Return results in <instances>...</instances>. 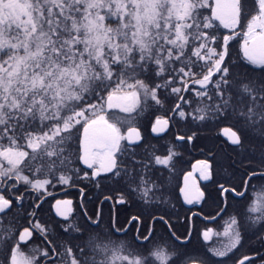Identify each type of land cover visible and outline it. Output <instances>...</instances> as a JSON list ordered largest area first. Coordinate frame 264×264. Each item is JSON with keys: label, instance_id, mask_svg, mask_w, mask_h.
<instances>
[{"label": "snow or ice", "instance_id": "obj_1", "mask_svg": "<svg viewBox=\"0 0 264 264\" xmlns=\"http://www.w3.org/2000/svg\"><path fill=\"white\" fill-rule=\"evenodd\" d=\"M232 41L240 45L235 59ZM165 90L182 102L174 109L182 119L229 123L221 134L241 149L249 139L264 145V0H0V264H215L248 228L264 230V184L247 195L264 180L255 168L239 186H218L221 196L248 202L223 231L202 233L218 238L206 251L174 232L180 243H153L143 213L124 223L110 215L105 224L102 212L70 220L71 201L56 202L63 232L72 233L64 241L34 212L25 224L6 219L24 192L39 199L54 181L98 184L107 174L145 206L164 203L163 180L146 173L149 163L133 149L141 136L131 114L163 105ZM167 125L157 118L152 130ZM172 155L150 159L168 167ZM200 163L202 178L212 179L211 164ZM148 217L168 224L164 215ZM37 237L41 245L25 253ZM245 261L254 264L247 256L238 264Z\"/></svg>", "mask_w": 264, "mask_h": 264}, {"label": "flooded vegetation", "instance_id": "obj_2", "mask_svg": "<svg viewBox=\"0 0 264 264\" xmlns=\"http://www.w3.org/2000/svg\"><path fill=\"white\" fill-rule=\"evenodd\" d=\"M224 31L227 32V30ZM231 43L233 45L232 52L236 54L240 45L235 41ZM183 95L187 96L189 100L196 99L194 93L185 92ZM177 103L182 102L176 99ZM174 109L175 107L172 112L155 116L151 120L144 118L145 116L139 112V114L135 113L131 125L137 128L141 136V141L133 145V149L137 152V159H144L146 163H149L150 167L145 170L146 173L150 171L153 173L154 179L161 178L167 189L164 203L145 206L135 195L130 194L124 182L118 183V178L111 177V174H107V178H97L98 184L96 181L77 179L76 182L80 186L66 187L48 194L42 198L41 202L52 199V210L55 201L71 200L73 214L70 219L78 212H81L83 216L84 213L92 215L102 212L105 224H107L110 215L118 216L120 222L124 223L130 217L143 213L144 219L148 220L154 232L158 230L166 231L169 234L173 232L175 234L185 233V235L179 236L181 241H184L185 237L191 241L196 235L195 242L199 241V243L204 242L205 244L202 248L201 246L196 248L206 251L218 238L213 236L212 239L205 241L202 233L206 229L223 231L229 216L242 212L243 206L248 202L239 197L221 196L218 186L220 184H224L226 187L239 186L245 179L246 170L253 168L258 171L264 170V165L261 163L264 158V145L258 139L246 141L244 149L231 145L222 137V128L219 130V137L213 142L207 145H195L194 139L189 141L187 135L178 134V125L184 128V133L188 131V119H182ZM157 118L168 120L165 130L156 132L152 130ZM156 127L159 128V126ZM123 131L126 132L127 128ZM181 136L185 139H179ZM170 151L173 155L168 167L154 164V160L150 159L154 156L166 157ZM201 161H208L211 164L212 179L204 180L202 178L206 170L202 169ZM186 176L189 177L187 182L185 181ZM261 184H264V180H254L247 195L253 196L254 190H259ZM181 189H186L193 203L186 202ZM197 189L204 193L202 199H196ZM126 195L127 197H125ZM121 196L124 197V204L118 203ZM236 200H241V203L237 204ZM221 208L224 209L223 212H221ZM149 212L154 216L164 215L168 224L153 223L148 217ZM209 217H214V219H209ZM126 226L131 227L130 225ZM189 233L191 235H188ZM172 238L175 240L174 236ZM181 241L176 242L180 243ZM31 244L26 248L32 249L36 246ZM246 256L252 258L254 264H264V259H262L264 258V230H259V226L248 228L243 234L241 243L227 256H217L212 259L215 264H238ZM245 264L248 262L245 261Z\"/></svg>", "mask_w": 264, "mask_h": 264}, {"label": "trees", "instance_id": "obj_3", "mask_svg": "<svg viewBox=\"0 0 264 264\" xmlns=\"http://www.w3.org/2000/svg\"><path fill=\"white\" fill-rule=\"evenodd\" d=\"M235 53L233 52V59H235ZM164 96L167 97V99L164 100L163 105H156L153 102H150L149 107H145L144 110L141 112L138 110V112L145 116L144 118H147L151 120L155 116L164 115L172 112L173 108L176 105V96L172 95L170 91L165 90ZM192 107H195L193 104ZM185 111H191L192 108H190L188 105H184ZM178 113V112H177ZM178 122H181L178 120ZM229 123H218L216 121H205V122H199V121H192L191 118H188V131L184 133V128L180 125L177 126L178 134L180 135H187L191 136L193 132L196 133L194 137V144L195 145H207L208 143L213 142L217 137H219V130L223 127H228ZM43 179V177H41ZM73 186H80L77 184L76 180L74 183L69 184H62L58 182H53L51 185L45 186V189H42L41 192H43V195L40 196L39 199H37V196H39V193L27 191L24 192V200L22 203H17L16 207L12 209L11 214L6 218L9 221L15 220L19 222V224H25L26 222V214L28 213H35V217H32L33 219L39 220L41 223L46 224L49 228V232L52 234L53 237L57 241H64L68 237L72 235V233H64L62 230L61 225L65 223V221L57 219L51 210V204L53 202L52 199H46L42 200V198L48 194L54 193L56 191H59L66 187H73ZM82 186V185H81ZM83 187V186H82ZM23 192V189H21ZM128 193L127 191L125 192ZM127 197V195L125 196ZM40 202V204H39ZM39 204L40 206L37 208L36 205ZM75 221L83 222L84 216L81 212H78L75 216ZM148 218V217H146ZM71 220V219H70ZM176 236H183L185 233H178L175 234ZM41 239L40 237H37L32 244L34 245H41ZM196 235L193 236L191 240V246L192 247H200L201 248L205 245L204 242L199 243V241H196ZM153 243L158 244H168L171 245L173 243H177L166 231H158L155 232V239L153 240ZM31 244V245H32ZM35 246V248H36ZM34 248V249H35ZM28 248H24V251L28 253L31 250Z\"/></svg>", "mask_w": 264, "mask_h": 264}, {"label": "water", "instance_id": "obj_4", "mask_svg": "<svg viewBox=\"0 0 264 264\" xmlns=\"http://www.w3.org/2000/svg\"><path fill=\"white\" fill-rule=\"evenodd\" d=\"M221 135H222V134H221ZM222 137L227 141V138H226L225 136L222 135ZM140 141H141V139L137 142V144H138ZM57 201H71V200H57ZM57 201H55V202L53 203V205H52V212H53V214H54V216H55L56 218L63 220V217L58 216V215L56 214V202H57ZM69 207H70V217H71L72 214H73V202H72V201H71V205H70Z\"/></svg>", "mask_w": 264, "mask_h": 264}, {"label": "rangeland", "instance_id": "obj_5", "mask_svg": "<svg viewBox=\"0 0 264 264\" xmlns=\"http://www.w3.org/2000/svg\"><path fill=\"white\" fill-rule=\"evenodd\" d=\"M139 110V109H138ZM138 110H137V112H138ZM135 113H132L131 114V116H132V121H131V125L133 124V115H134ZM128 114H125V113H120L119 114V116L120 117H125V116H127ZM127 128V126H125V128L124 129H126ZM124 129H122V130H124ZM35 247H33L32 249H34ZM26 253V252H25Z\"/></svg>", "mask_w": 264, "mask_h": 264}]
</instances>
